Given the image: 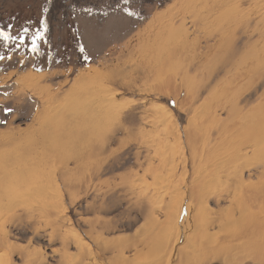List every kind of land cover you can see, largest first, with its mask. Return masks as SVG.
I'll return each instance as SVG.
<instances>
[{
  "label": "rangeland",
  "instance_id": "obj_1",
  "mask_svg": "<svg viewBox=\"0 0 264 264\" xmlns=\"http://www.w3.org/2000/svg\"><path fill=\"white\" fill-rule=\"evenodd\" d=\"M206 2L208 7L202 5ZM237 2L242 0H230L234 9L217 33L228 21L238 22L222 35L223 45L214 57L206 59L201 55L205 50L192 39L188 17L208 9L210 0H0V135L5 137L11 127L27 129L39 104L48 102L45 91L54 97V102L62 101L60 98L74 78L87 68L115 73V80L106 81V88L117 92L110 103L119 114L118 121L107 130V150L97 149L99 153L90 158L85 142L64 148L38 167L42 172L36 173L41 179L48 173L50 177L43 183V190L34 192L35 185H25V189L23 184L0 198V203H4L0 207V234H8V240L21 250L8 256L7 264H23L26 260L32 264H54L64 238L77 236L92 247L88 230L107 240L120 241L132 235L144 222L137 216L135 206L142 204L146 215L152 212L158 216L162 193L167 192L165 198L169 201L181 182L191 181L197 162H190L194 154L183 132L190 120L199 127V135L211 138V143L227 125L247 121L243 117L245 111L255 107L264 90V0H245L234 5ZM174 8L185 15L165 22L164 16ZM152 21L161 22L163 32L167 30L159 38L161 46L168 42V35L176 33L178 39L177 30L182 26L188 30L192 52L185 59L175 56L168 66L175 74L171 79L179 92L137 91L144 84L143 75L138 72L143 66L138 64L146 60L142 51L153 36ZM181 40L174 44L181 47ZM254 56L257 72L250 80L241 78L239 73L247 72ZM30 74L42 76L39 84L28 86L26 76ZM38 87L44 91L34 93ZM92 98L91 102L96 103L103 100ZM232 103L239 107L226 117ZM99 140L103 143L102 137ZM182 156L189 158L184 171ZM169 158L178 163L173 175L164 166L169 164ZM158 162L167 170L146 171V166H156ZM223 183L221 178L211 190H221ZM214 202L209 206L216 209ZM6 209L14 210L8 211L9 218L1 213ZM96 218L114 229L107 233L96 231L98 227L92 222ZM67 248L68 253L76 252L72 244ZM253 262L248 259L242 264H257Z\"/></svg>",
  "mask_w": 264,
  "mask_h": 264
},
{
  "label": "bare ground",
  "instance_id": "obj_2",
  "mask_svg": "<svg viewBox=\"0 0 264 264\" xmlns=\"http://www.w3.org/2000/svg\"><path fill=\"white\" fill-rule=\"evenodd\" d=\"M242 2L234 5L239 6ZM210 4L208 9L204 8L206 10L197 11L188 17L191 22L192 39L205 50L199 52L206 59L214 57L217 48L223 45L222 35L238 22L237 19L228 21L221 32L217 33L234 7H231L230 0H210ZM202 5L208 7L207 2ZM180 7L183 9L182 6ZM178 9L174 8L173 11L168 12L164 16L165 22L179 17L180 14L185 15L178 13ZM159 21L156 24H153V21L150 23L153 36L143 46L145 50L142 52L146 55V60L143 64H138L143 66L139 67L138 72L143 75L141 80L144 84L142 87H137L139 92L170 90L175 93L177 89L174 87V79H171L175 74L168 69V66L175 56L179 55L180 58L185 59V55L192 52V41L189 42L188 30L183 26L179 28L180 30L176 29L177 33H180L176 37L178 39H175L176 33L168 35V42L161 46L159 38L164 36L167 30L163 32L162 23ZM180 37L183 39L181 40ZM179 40L181 47L174 44ZM256 59L257 56H254L249 60L247 72L239 73L241 78L249 77L250 80L251 75L257 72ZM188 60L190 62V59ZM114 74V72L104 73L96 68L82 70L79 76L74 78V83L67 93L60 98L62 101L54 102V97L45 91L44 95L48 102L39 104L27 129L11 127L5 137L0 135L1 199L4 193L7 192L4 196L6 197L23 184L25 189V185H35L32 186L34 192L43 190L45 180H50L49 173L41 179L36 171L42 172L38 171V167L42 163H48L51 157L58 155L64 148H73L75 144L80 145L85 142L87 157L97 155L99 153L97 149L106 148V143L110 141L107 130H110L115 120L117 122L119 119L116 118L119 114L114 111L110 103L117 92L112 88H106L108 81L115 80ZM41 77L35 74L27 75L26 80L30 83L28 86L39 84ZM39 88H34V93L44 91ZM92 97L94 99L101 97L103 100H99L98 103L93 100L92 102L95 103L93 104ZM237 105L230 104L228 111L225 112L226 117L237 111L239 107ZM108 112L109 116H107ZM243 117L247 118L244 124L232 122L226 129L217 133L218 136L212 143L211 138L207 139L204 135L202 137L199 135V127H195L193 119L190 120L188 125L183 127V132L187 138L186 143L194 154L190 162L192 161L193 164L195 159L197 162L192 171L193 177L188 184L184 179V182L180 183V189L176 191L177 194L175 193L174 197L170 195L169 201L165 198L167 192L162 193L158 205L160 214L157 216L150 212L146 215L144 205L135 206L134 208L138 209L137 216L139 219H144V222L133 231L132 235L120 241L107 240L97 233L92 234V230L86 233L92 240V247L82 243L83 241L74 234L75 237L70 236L72 239L64 238L59 257L54 264H205L210 261L221 264H242L248 259L257 264H264V90L260 101L255 107L245 111ZM54 125L64 126L54 129ZM101 137L103 143L100 140L98 142V138ZM182 157L180 164L184 171L190 155L189 158ZM169 159L168 165L162 162L161 164L173 175L172 170L175 171L178 163L173 160L174 158ZM161 164L158 162L155 166L154 163H150L146 166V171L163 170L165 167ZM160 172L157 174L162 176ZM221 178L225 183L223 188L217 191L220 194L216 196L217 192L211 189ZM211 202L217 204L216 209L209 206ZM3 204L1 202L0 207ZM8 211L13 213L14 210L1 211L5 214V218L8 216ZM5 222L6 219L3 221V226ZM92 222L98 227L96 231L101 233L114 229L98 218ZM7 236L8 234H0V264H7L8 256L18 250L21 251L8 240ZM69 244L74 245L75 253L65 251L69 249L67 248ZM23 264L32 263L26 260Z\"/></svg>",
  "mask_w": 264,
  "mask_h": 264
}]
</instances>
